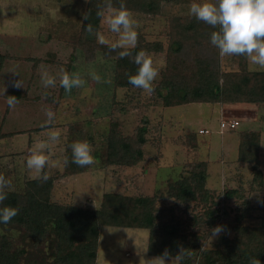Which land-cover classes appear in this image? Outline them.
<instances>
[{"label":"rangeland","instance_id":"374dc122","mask_svg":"<svg viewBox=\"0 0 264 264\" xmlns=\"http://www.w3.org/2000/svg\"><path fill=\"white\" fill-rule=\"evenodd\" d=\"M191 2L166 3L156 15L132 12L138 24L137 33H142L147 41L163 45L160 52H147L159 67L154 89L167 65L171 19L191 16L188 12ZM85 6L86 0H0V54L7 55L0 68V175L11 182V191H22L28 179L46 174L56 177L52 195L55 200L97 209L106 192L137 196L164 193L186 163L206 160L209 163L207 186L220 199L225 190L238 188L252 206L263 202L264 176L260 182H254L250 164L240 162L238 155L240 132H259V156L264 173V104L189 102L165 106L156 90L148 94L136 87H115L113 60L101 51L88 59L77 44L83 35ZM99 30L111 39L116 38L102 23ZM219 62L223 71L241 67L237 55L219 56ZM246 68L252 72L264 70L251 65L247 59ZM45 70L56 75V86L42 85L41 73ZM61 70L79 73L83 85L66 91L59 84ZM93 74L101 79L97 81ZM17 80L22 83L19 87L15 86ZM12 89L19 90L24 97L10 109L6 97ZM222 105L227 113L237 117L220 116ZM47 109L55 113L53 126L45 123ZM222 118L237 119L239 124L234 129L221 131ZM113 120L124 134L147 124L144 157L136 165L104 164L106 139ZM51 128L61 133L60 141L50 153L51 163L40 172L29 169L26 159L34 142L46 139ZM201 129L208 132L201 133ZM21 130L24 132H18ZM77 140H88L93 145L95 162L77 173L62 176L65 150ZM238 201L229 200L228 207L234 209ZM171 206L177 216L188 219L191 208L185 212L184 204L164 197L157 203L158 209L164 212V220L169 217ZM261 213L256 211L255 217ZM234 218L232 210L227 221L233 223ZM245 222L256 224L258 220ZM223 232L224 229L213 239L209 237L203 247H215ZM11 233L18 245L33 247L23 238L21 230L15 228ZM227 233L233 235V232ZM150 234L146 228L103 227L96 264H148V260L156 257L147 253ZM160 234V227L154 229L153 236L158 238ZM42 249L49 252L48 244ZM196 255L195 251L190 253L194 264H198ZM169 264L176 261L169 260Z\"/></svg>","mask_w":264,"mask_h":264},{"label":"trees","instance_id":"16d2710c","mask_svg":"<svg viewBox=\"0 0 264 264\" xmlns=\"http://www.w3.org/2000/svg\"><path fill=\"white\" fill-rule=\"evenodd\" d=\"M185 2L187 0H126V6L132 12L156 15L166 3ZM113 3L118 6L119 0H113ZM103 6L104 0H86L81 26L83 35H80L77 44L88 59L101 51L113 60L115 87L133 88L128 77L135 74L138 67L133 62L135 53L140 50L160 52L163 45L147 41L142 33H138L136 48L131 50L132 56L119 58V49L110 51L107 46L97 43L95 32L85 31L87 23H92L94 29L99 30L101 18L96 11ZM84 13L88 19L84 18ZM170 23L167 65L159 83L155 84L156 93L165 106L189 102L264 104V70L249 71L246 68L247 58L237 55L240 69L223 71L219 50L210 43V33L214 30L211 26L192 15L173 17ZM196 46L201 49L195 50ZM5 59L7 55L0 54V68ZM9 95L17 96L18 100L24 97L15 89ZM147 132L145 123L133 133L124 134L118 122L113 120L106 139L104 164L133 166L139 163L144 157ZM239 137L238 160L250 164L253 181L260 182L264 176L259 156L261 134L244 130ZM208 165L206 160L186 163L179 177L168 183L164 193L157 191L152 195L137 196L106 192L97 209L55 200L52 197L56 183L54 176H47V180H43L42 176L30 178L22 191H9L7 199L0 205L19 208L8 224L0 223V264H96L99 238L105 226L148 229L151 234L147 253L159 256L168 249L174 256L183 248L180 264H194L190 256L193 251L199 257L198 264H249L252 257H258L264 264V201L252 206L238 188L225 190L220 199L207 186ZM84 167L72 162L71 147L65 150L64 169L60 175H71ZM164 197L184 204L185 212L191 208L188 219L177 216L171 206L169 217L164 220V212L157 207L158 200ZM231 199L238 201L234 209L228 207ZM232 210L235 218L230 223L227 219ZM256 211L262 213L255 217ZM253 218L258 220L256 224L245 222ZM216 225H223L225 232L219 236L215 247H203ZM158 227L161 234L156 238L153 233ZM15 228L21 230L23 238L33 247L17 244L11 233ZM228 231L233 235L230 236ZM47 244L49 252H44L43 245Z\"/></svg>","mask_w":264,"mask_h":264},{"label":"clouds","instance_id":"9594fccd","mask_svg":"<svg viewBox=\"0 0 264 264\" xmlns=\"http://www.w3.org/2000/svg\"><path fill=\"white\" fill-rule=\"evenodd\" d=\"M188 12L196 20L203 21L214 30L210 33V43L219 50L220 56L243 55L251 65L264 69V0H192ZM87 13V12H86ZM84 13V18L88 15ZM96 15L101 18L102 25L110 33L116 34L115 39L109 38L105 32L94 29L92 23H87L85 31L95 32L97 43L105 45L110 51L119 49V58L132 56V49L137 45V21L134 14L126 6V0H119L116 6L113 0H104V6L98 7ZM133 62L138 66L135 74L128 77V82L151 94L154 89V81L159 75V67L154 59L145 50L135 53ZM93 78L99 81L101 77L93 74ZM41 82L45 88L56 86V75L45 70L41 73ZM84 83L80 74L61 70L59 84L66 91L74 86L80 87ZM20 80L15 82L19 87ZM15 95H7L8 107L14 108L18 104ZM46 124L54 125L55 113L51 109L46 110ZM61 133L58 129L51 128L47 132L46 139H37L34 142L30 155L26 159V166L38 172L44 170L50 161V153L53 145L59 142ZM72 162L83 167L95 162L94 147L88 140H77L71 144ZM44 174L42 179L47 180ZM12 190L11 182L0 175V205L7 199ZM17 206L3 205L0 207V223L8 224L17 215ZM223 225H216L211 229L210 237L213 239L223 231ZM183 259V248L172 256L168 249L148 260V264H169V260L180 264ZM249 264H261L258 257L249 259Z\"/></svg>","mask_w":264,"mask_h":264},{"label":"built area","instance_id":"2783aa9c","mask_svg":"<svg viewBox=\"0 0 264 264\" xmlns=\"http://www.w3.org/2000/svg\"><path fill=\"white\" fill-rule=\"evenodd\" d=\"M239 124V121L237 119L231 118V119H225L222 118L220 122V130L223 131L224 129H234ZM201 133H207L208 130H200Z\"/></svg>","mask_w":264,"mask_h":264},{"label":"crops","instance_id":"0c3cea01","mask_svg":"<svg viewBox=\"0 0 264 264\" xmlns=\"http://www.w3.org/2000/svg\"><path fill=\"white\" fill-rule=\"evenodd\" d=\"M220 116H225V117H237L236 115H233V114H230L229 112L227 113L226 111H225V106H221L220 107Z\"/></svg>","mask_w":264,"mask_h":264}]
</instances>
